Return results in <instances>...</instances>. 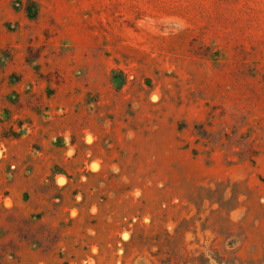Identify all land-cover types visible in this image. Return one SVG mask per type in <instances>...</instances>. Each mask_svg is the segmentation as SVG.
<instances>
[{
  "label": "rangeland",
  "instance_id": "rangeland-1",
  "mask_svg": "<svg viewBox=\"0 0 264 264\" xmlns=\"http://www.w3.org/2000/svg\"><path fill=\"white\" fill-rule=\"evenodd\" d=\"M0 264H264V0H0Z\"/></svg>",
  "mask_w": 264,
  "mask_h": 264
}]
</instances>
